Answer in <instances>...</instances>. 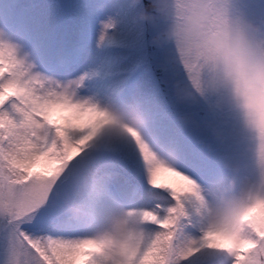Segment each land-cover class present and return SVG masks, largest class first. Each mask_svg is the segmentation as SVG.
Wrapping results in <instances>:
<instances>
[{"label":"snow or ice","instance_id":"snow-or-ice-1","mask_svg":"<svg viewBox=\"0 0 264 264\" xmlns=\"http://www.w3.org/2000/svg\"><path fill=\"white\" fill-rule=\"evenodd\" d=\"M148 3L112 0L99 8L123 21ZM114 27L111 18L102 21L99 42ZM153 31L135 17L119 37L126 70L146 92L186 71L165 64L151 43ZM46 48L39 41L22 52L0 29V264H113L95 222L68 212L69 196L101 213L128 210L139 238L122 246L126 264H264V207L257 211L264 182L254 189L247 231L214 241L221 229L205 222L200 185L225 175L193 149L160 144L138 105L117 103L110 94L101 102L85 88L84 74L69 79L50 70L41 59ZM117 106L135 114L138 129L118 120ZM162 173L171 174L168 182H161Z\"/></svg>","mask_w":264,"mask_h":264},{"label":"clouds","instance_id":"clouds-1","mask_svg":"<svg viewBox=\"0 0 264 264\" xmlns=\"http://www.w3.org/2000/svg\"><path fill=\"white\" fill-rule=\"evenodd\" d=\"M136 19L153 27L150 40L162 51L165 64L186 70L171 81L175 100L188 106L204 104L212 113L236 118L245 130L251 163L234 164L222 186L200 185L199 201L206 224L221 229L214 241L244 234L254 216L248 211L254 189L264 182V20L250 16L239 0H149L137 10ZM179 119L223 138L221 124L196 111ZM130 127L138 129L139 121ZM68 211L73 216L81 212L73 206ZM96 234L105 240L107 258L126 264L122 246H134L139 229L122 208L109 228Z\"/></svg>","mask_w":264,"mask_h":264},{"label":"bare ground","instance_id":"bare-ground-1","mask_svg":"<svg viewBox=\"0 0 264 264\" xmlns=\"http://www.w3.org/2000/svg\"><path fill=\"white\" fill-rule=\"evenodd\" d=\"M16 1L0 0V18H8V16H11L12 6ZM28 1L30 2V10H24L23 16L26 19L24 25H17L9 30L2 29L8 39L13 40L21 45L22 52H30L37 42L44 41L47 45V48L43 50L41 59L45 65H48L46 64L48 62L53 60L55 61L59 53H67L66 62L64 65H62V67H60L61 70L68 73L70 76L69 79L84 74L85 88H91L93 92H96L101 99V102H103V96L105 94L112 95V92L116 87L117 89H115V92L125 83L124 77L121 76L123 73L112 69L113 65L117 64L118 57L123 53V51L118 49L113 53L109 52L108 49L109 47L126 49L125 46L120 42L119 37L121 31L126 26L133 23L134 18H131L133 11L130 12V17L126 15L122 21L117 15L113 14L110 9H107L111 15H108L110 16L109 18L113 19L117 24L114 28H112L113 31L107 33L104 41L99 42L98 38L100 30H98L96 34V46L94 51L88 54L86 53L85 47L79 54L74 56V44L80 37L78 36V33L80 32L77 30V27L80 29L84 28V24L81 20L82 14L79 17L80 20H78V23H74L72 20H69L68 24L65 26L63 21H61V19H59V17L55 14L52 5H46L47 0H43L42 4L36 6H32L33 4H36L33 2L35 0ZM135 12L134 14H136ZM75 13L80 14L82 11L75 10ZM106 20L107 19L105 18L103 21ZM57 36H63L65 38V46L61 47L58 45V41L56 39ZM110 40H117L118 43L109 44ZM104 51L108 52L105 53ZM104 70L110 71L104 72ZM136 90L137 89L133 90L126 99L118 100L115 99V97L114 99L117 103L138 105L146 116L149 133L157 137L160 144L185 146L183 144L184 142L182 143V140L179 137L180 135L174 130V128H169V125L172 126L171 121L165 115V113L160 110L157 102L152 100L147 106V109L144 110L142 101L148 94L146 91L141 90V92L136 97H134ZM116 108L120 107L117 106ZM54 111L56 115L64 114L63 110L57 109ZM123 111L125 113L124 116H120L114 112L121 123L130 126L131 124L137 122L138 119L131 110L123 109ZM83 119L87 120L88 117L84 116ZM170 177L171 174L162 173L161 182H168ZM214 183L221 186L226 184L225 177ZM73 199L75 200L74 206H77L81 210V215H77L76 217L87 221H94L96 225V232L107 230L113 220L119 217L121 209L123 208L121 206H115L120 207L118 212L116 211L115 207H111L101 213L88 202L82 201L75 197H73ZM69 206L72 205L69 204L68 207ZM206 255L211 256L213 253L209 252L206 253Z\"/></svg>","mask_w":264,"mask_h":264},{"label":"rangeland","instance_id":"rangeland-1","mask_svg":"<svg viewBox=\"0 0 264 264\" xmlns=\"http://www.w3.org/2000/svg\"><path fill=\"white\" fill-rule=\"evenodd\" d=\"M63 2L65 3V4L64 3L63 4L68 9V11L70 13H73L74 10H75V8H73L70 5L71 0H64ZM98 2H99L98 5H101V4H104L106 2L107 3H111L112 0H98ZM52 5H53V9H54L56 15L58 17H60V19L65 20L63 18L65 16V14L61 11L60 7L57 6L55 3L52 4ZM239 7L243 8L250 16H252V17H254V18L258 19V20H264V6H261V0H239ZM83 9H84V7H83ZM98 9L100 10L99 6H98ZM83 11H85V9ZM131 11H133L132 14H131V18L133 19L136 16V14H134V12L136 10L130 9L128 11V13H127V16H129V14H130ZM101 15H102V19L103 20L105 18L108 20L109 17L111 16L109 14V11L107 9H105L104 11H101ZM108 15H110V16H108ZM113 22H114V24L116 26L117 25L116 22L114 20H113ZM101 27L102 26H100L97 30H100ZM108 33H110V32H108ZM61 42H63V39L61 40ZM95 43H96V41L93 43V45L89 49L86 50V53L89 54L92 51H94L95 46H96ZM113 43H118V41L117 40H110L109 41V44H113ZM125 56H126V52H123L118 57L117 64L113 65L112 69H114V70H120L122 68L127 67L126 61L124 60V57ZM106 63H107V61H106ZM107 71H110V70H104V72H107ZM171 81L172 80H170L168 82V84L166 85V87L169 88L168 89V92H169V95L173 99V103L174 104H177V105H180L181 103H178L175 100V97L172 94ZM139 93H140V89H137L135 91V93H134V97H136ZM153 98L158 99L160 108L161 109H164V111L168 115V107H167V104H166V101H165V97L163 96L161 90L156 91V92H153L152 99ZM153 100L155 101V99H153ZM150 102L147 101L146 98L143 99L142 104H143L145 110L147 109V106L149 105ZM183 105H184V109L186 111L194 110L195 108L198 107V105H195V106H188V105H185V104H183ZM205 108H207V107H205ZM112 111L115 112V113H117L120 116H124L125 115L123 109H120V108H116L115 107V108L112 109ZM228 117L231 120V123H227V122L224 121V119L227 118L226 115H224V114H223V118H220L218 116V114L211 117L212 120H215V121H217V122H219L221 124V126L223 127L224 134L234 136L233 140L237 142L236 144H231L232 145V148H233V151H235V155H233V158L228 159L227 162L229 161L228 163H232L233 162L234 164H239L241 166H247V165H249L251 163L250 155L245 150L246 135L247 134H246L245 130L242 128L241 124L239 123V121L236 118L231 117V116H228ZM172 122H174V121L172 120ZM202 127H204V126L202 125ZM196 130H199V129L197 128ZM180 136L183 138L182 135H180ZM183 140L185 141L184 138H183ZM183 140H182V143H183ZM185 143L186 144L188 143L193 148V150H194L193 145L190 144L187 140L185 141ZM185 143H183V144L187 147L188 144L186 145ZM225 181L227 183V176L225 177ZM213 184H215V183H213ZM71 198H73V197L72 196H69L67 198V200H66L67 210H68V205L70 203ZM115 209L118 212L120 210V207H115Z\"/></svg>","mask_w":264,"mask_h":264}]
</instances>
